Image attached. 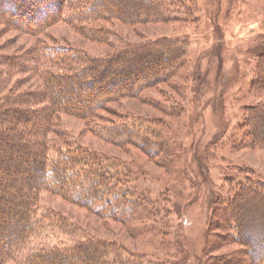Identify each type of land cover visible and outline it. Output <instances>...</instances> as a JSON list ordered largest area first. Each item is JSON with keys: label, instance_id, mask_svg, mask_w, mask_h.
I'll list each match as a JSON object with an SVG mask.
<instances>
[{"label": "trees", "instance_id": "16d2710c", "mask_svg": "<svg viewBox=\"0 0 264 264\" xmlns=\"http://www.w3.org/2000/svg\"><path fill=\"white\" fill-rule=\"evenodd\" d=\"M70 6L78 10L70 12L71 24L94 42L111 46V54L95 56L56 44L39 45L32 53H0V264H143L146 256L94 237L32 246V239L48 220L38 215L43 190L104 221L141 222L149 235L161 236L163 244L171 235L169 225L149 227L159 213L146 194L129 189L128 163L73 142H67L66 149L57 148L49 143V135L54 134L60 117L69 115L110 143L117 136L121 138L119 147L130 144L149 158L160 157L157 165L169 172L179 155L172 139L163 133V121L122 115L114 123L101 112L112 113L108 104L137 98L143 87L155 88L180 78L189 64V41L163 37L137 44L125 42L118 39L111 24L188 22L199 6L196 0H0V23L38 37L63 22ZM20 74L37 80L35 90L20 92L27 81L15 80ZM252 90L264 92V50L254 70ZM182 111V107L166 109L171 119L180 118ZM240 131L243 142L233 147L235 151L264 149V103L245 111ZM230 188L233 196L221 195L213 205L211 237L208 234L204 252L215 264H264V184L247 174ZM150 217L153 222L142 223ZM56 225L64 234L79 231L75 224L69 228L64 221ZM217 239L223 245H216ZM234 242L240 246L238 253L213 255L224 244Z\"/></svg>", "mask_w": 264, "mask_h": 264}, {"label": "rangeland", "instance_id": "374dc122", "mask_svg": "<svg viewBox=\"0 0 264 264\" xmlns=\"http://www.w3.org/2000/svg\"><path fill=\"white\" fill-rule=\"evenodd\" d=\"M196 3L199 10L188 22L131 26L114 21L111 24L118 39L125 42L137 44L163 37L189 41V64L180 78L155 88L143 87L137 98H123L108 104L113 114L108 110L101 112L114 123H118L122 115L163 121L166 124L163 133L172 139V146L179 155L174 164L172 161L169 172L157 165L160 157L149 158L130 144L121 148L117 144L121 138L117 136L110 143L96 132L91 133L84 121L69 115H62L54 134L49 135V143L57 148L66 149L67 142H73L89 151L103 153L113 161L128 163L129 189L146 194L159 213L156 223H150L149 227L170 226L171 235L167 236L165 244L157 233L149 235L150 231L143 229L141 222L125 225L104 221L43 190L39 195L38 215L48 220L44 223L45 229L39 230L32 239V246L68 244L94 237L116 242L129 252L146 256L143 264L212 263L204 249L209 229H212L214 203L221 195H231L230 185L240 183L247 174L264 184V149L235 151L233 148L243 142L240 127L245 111L264 103V92L252 90L254 70L264 50V0H196ZM71 6L63 22L38 37L0 23V53H32L39 45L56 44L85 50L95 56L111 54V46L94 42L71 24L70 12H78ZM30 77V74L15 76V80L27 79L20 92L35 90L37 80ZM181 107L184 111L179 113L180 118L171 119L166 113V109ZM59 220L69 224V228L75 224L78 233L64 234L56 225ZM153 221L150 217L142 223ZM215 242L223 245L218 239ZM239 250L240 246L234 242L224 244V248L213 255H230Z\"/></svg>", "mask_w": 264, "mask_h": 264}]
</instances>
